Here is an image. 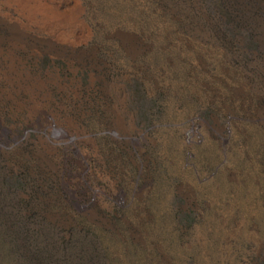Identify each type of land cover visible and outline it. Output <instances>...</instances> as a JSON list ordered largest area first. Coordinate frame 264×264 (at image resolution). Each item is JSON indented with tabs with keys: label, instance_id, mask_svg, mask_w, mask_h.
Wrapping results in <instances>:
<instances>
[{
	"label": "rangeland",
	"instance_id": "obj_1",
	"mask_svg": "<svg viewBox=\"0 0 264 264\" xmlns=\"http://www.w3.org/2000/svg\"><path fill=\"white\" fill-rule=\"evenodd\" d=\"M75 1L0 0V264H264V0Z\"/></svg>",
	"mask_w": 264,
	"mask_h": 264
},
{
	"label": "bare ground",
	"instance_id": "obj_2",
	"mask_svg": "<svg viewBox=\"0 0 264 264\" xmlns=\"http://www.w3.org/2000/svg\"><path fill=\"white\" fill-rule=\"evenodd\" d=\"M16 1H17V4H18V7L26 15H32L36 11H38L36 8H34L31 5V0H16ZM45 10L47 12L50 9H45ZM79 12H80L79 5L77 4V2L75 0H71V6L63 14H59V13L54 12V11L53 12L49 11V14L51 15V17H54V18L58 19L57 23L55 24V26H56L55 30L58 29L59 25L64 26V27L66 26V27H69V28H73V27L76 26L83 33L85 31V28H84V26L81 23H79L77 21V19H78L77 16H78ZM61 133H62L61 131L53 129V135L52 136L54 138L55 136H57V135H59Z\"/></svg>",
	"mask_w": 264,
	"mask_h": 264
}]
</instances>
